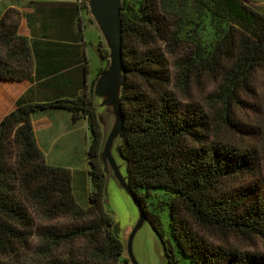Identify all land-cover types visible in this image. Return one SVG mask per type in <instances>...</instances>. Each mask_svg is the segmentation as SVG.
I'll use <instances>...</instances> for the list:
<instances>
[{
  "label": "trees",
  "instance_id": "trees-1",
  "mask_svg": "<svg viewBox=\"0 0 264 264\" xmlns=\"http://www.w3.org/2000/svg\"><path fill=\"white\" fill-rule=\"evenodd\" d=\"M83 9L88 13L87 3ZM9 19L18 25L14 11L0 21V41L12 45L7 57L0 54V79H30V48L25 38L11 36ZM206 19L215 31L210 44ZM122 20L125 137L119 153L168 264H264V251L229 241L258 239L264 249V182L237 186L258 175L264 162V113L253 132L239 115L247 105L255 109L264 75V12L242 0H123ZM180 46L190 51L173 71L169 54ZM15 52L21 56L11 62ZM99 53L109 64L108 51L100 46ZM80 60L87 76L85 51ZM95 82L89 87L85 80L81 95L50 102L22 96L0 123V264H131L103 204ZM207 83L214 87L193 93ZM51 107L88 121L89 207L74 196L71 170L49 165L38 146L32 115ZM154 197L169 212L170 235L148 207Z\"/></svg>",
  "mask_w": 264,
  "mask_h": 264
},
{
  "label": "crops",
  "instance_id": "crops-1",
  "mask_svg": "<svg viewBox=\"0 0 264 264\" xmlns=\"http://www.w3.org/2000/svg\"><path fill=\"white\" fill-rule=\"evenodd\" d=\"M82 3V0H0V21L8 11L15 12L18 25L13 28L9 19L6 28L11 29V36L16 33L27 40L33 62L30 79H0V123L15 110L22 96L30 103L50 102L74 93L81 95L83 82H91L92 76H82L81 72L83 51L85 57L88 55ZM9 46L12 47L0 41V54L7 57ZM19 56L15 52L8 58L12 62ZM66 63L75 65L67 70ZM32 122L46 162L71 170L74 196L82 207H89L86 194L90 190L91 133L87 120L82 117L74 121L71 111L51 107L34 112Z\"/></svg>",
  "mask_w": 264,
  "mask_h": 264
},
{
  "label": "water",
  "instance_id": "water-1",
  "mask_svg": "<svg viewBox=\"0 0 264 264\" xmlns=\"http://www.w3.org/2000/svg\"><path fill=\"white\" fill-rule=\"evenodd\" d=\"M88 13L98 28L108 51V67L98 76L93 89L96 114L102 128L103 138L99 151V160L105 175L104 199L105 210L111 206L108 198L109 186L119 189L127 199V206L137 213V221L127 244L126 252L131 264H139L134 254V240L138 232L150 225L157 234L165 256L164 244L154 228L143 203L134 193L129 183L127 162L119 153V146L125 137L124 84L125 58L123 49V0H87ZM258 12H264V0H242ZM126 168V171H125Z\"/></svg>",
  "mask_w": 264,
  "mask_h": 264
},
{
  "label": "rangeland",
  "instance_id": "rangeland-1",
  "mask_svg": "<svg viewBox=\"0 0 264 264\" xmlns=\"http://www.w3.org/2000/svg\"><path fill=\"white\" fill-rule=\"evenodd\" d=\"M82 4H86V0H82ZM84 11V18H86V39H87V56L86 59L88 60L87 63V69L88 74L87 76H92L91 82L88 84L89 87L91 86L93 80L98 78L99 74L104 71V69L107 68L108 62L104 61L100 57L99 48L102 46V48H105L103 39L100 35V32L98 31V28L94 24V21L90 17L89 13L85 9ZM205 28H204V37L206 39V44H210L214 37H215V31L213 27L210 25L209 19L205 20ZM86 45V43H85ZM165 47V45H164ZM163 47V52L164 51ZM190 49L188 46H180L178 47L171 55L169 54V61L171 64V68L174 71L173 64L177 60H181L185 58V56L189 53ZM264 75L260 74L258 77L257 82V96L254 98L253 103L255 104V109L248 110L249 105H247L239 115L244 117L243 119L245 122L250 123L253 125V130L256 127L255 121L257 120L258 116H262V113H264V106L262 105L264 103ZM214 86L211 85V83H207L202 86H195L193 88V93L196 94H202L204 91H209ZM203 91V92H202ZM240 112V111H239ZM86 119V118H85ZM87 120V119H86ZM88 122V121H87ZM243 123V122H242ZM89 127V125H88ZM248 129L250 127L246 126ZM90 130V129H89ZM251 131V129H250ZM91 133V132H90ZM251 142H256V144L259 143L261 145V140H259V137L253 136L250 139ZM260 141V142H259ZM90 142H91V136H90ZM90 146V143H89ZM90 165V164H89ZM126 171V168H125ZM90 173V172H89ZM264 182V162L263 167L258 175L255 176H249L248 178H244V180H239L237 186H246L247 184H250L252 182ZM234 189L233 187H231ZM93 191V185L91 182V176H90V190L89 193L87 192L86 197L89 200L90 193ZM109 199L111 200V206L108 208L110 214L113 216L117 227L119 228V236L121 240L127 244L128 238L135 227L136 221H137V213L133 211V209H129L126 202L127 199L125 195L119 190L116 189L112 184L109 186ZM126 202H125V201ZM160 200L158 198H155L148 202V207L151 210V214L153 217L157 218L160 221V224L162 226V229L165 233L170 235V215L165 208L164 204L159 202ZM34 243H36V238L33 239ZM230 242H233L235 244H238L244 249L247 250H262L263 245L262 242L258 239H240L238 240H230ZM134 254L136 256V259L139 264H168L167 258L163 255L162 252V245L159 241V238L153 228L148 224L144 226L136 235L134 240V246H133ZM127 258L128 254L126 252Z\"/></svg>",
  "mask_w": 264,
  "mask_h": 264
}]
</instances>
